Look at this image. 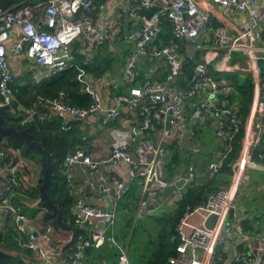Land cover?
Instances as JSON below:
<instances>
[{"label":"built area","instance_id":"1","mask_svg":"<svg viewBox=\"0 0 264 264\" xmlns=\"http://www.w3.org/2000/svg\"><path fill=\"white\" fill-rule=\"evenodd\" d=\"M28 1L20 0L21 5L10 8L0 7V106L17 116L13 69L24 57L29 66L43 68L48 75L76 66L81 90L91 99L87 107H80L69 102L63 90L53 97L39 96L31 107H21L26 121L36 117L44 119L46 111L42 110V105L52 116L61 119V128L65 131L70 128L71 121L84 120L94 114H101L105 124L116 120L122 109L135 116L125 131L112 135V147L105 157L94 158L80 147L64 156L62 171L68 186L74 167L97 173L106 165L123 164L130 167L128 180L141 177L142 191L146 194L141 206L153 202L157 190L169 185L163 177L161 165L169 152V145L176 140V134L185 123L190 106L191 127L210 116L211 131L220 142V149L206 165L208 177L220 174L241 128L239 154L230 165L233 177L248 184L251 170H264V153L258 155L259 160L254 158L257 146L261 143L264 146V0H44L34 4ZM109 1H122L124 12L107 22L90 16L92 12H104ZM213 7H216V14ZM148 10L152 11L150 15L145 13ZM123 14L130 26L124 38L134 46L126 58L123 76L134 85L128 93H118L107 105L102 93L105 75H92L75 64L72 44L87 39L95 47L103 45L119 31ZM162 20L171 28L172 39L168 42L162 34ZM183 41L201 55L189 74L183 71L185 56L180 44ZM139 55L161 62L166 70L165 76L152 79L149 72L142 73L146 76L140 81ZM260 62H263L262 67ZM211 68L218 73L251 75L252 99L243 120L230 79L213 74ZM181 80L190 82L187 88L180 86ZM150 132L159 133L157 141L135 160L131 155L133 143L144 139ZM189 132L195 135L193 128ZM0 158L3 167L0 218L15 222L21 238L25 237L23 245L40 264H82L86 249L99 248L107 242L118 251L116 264H129L127 251L113 232L115 205L125 190V181L113 178V188L102 186L103 192H115L110 210L83 196L77 197L74 224L81 234L77 237L75 249L60 263L53 245V225L48 223L44 230H32L19 205L9 199V194L20 184L19 173L26 165L24 157L19 149L15 150L3 141L0 143ZM97 177L104 180L100 175ZM232 188V183L220 186L204 203L184 214L177 226L180 236L178 253L169 258L170 264H215L217 247L226 243L224 234L231 233L236 226L226 220L228 210L235 206ZM195 214L205 218L215 214V225L212 228L190 225L189 217ZM186 227H189L188 231ZM244 239L247 243L253 242L248 235ZM253 251L254 256L241 253L237 259L242 263H253L259 257L264 264V237L253 242Z\"/></svg>","mask_w":264,"mask_h":264},{"label":"crops","instance_id":"2","mask_svg":"<svg viewBox=\"0 0 264 264\" xmlns=\"http://www.w3.org/2000/svg\"><path fill=\"white\" fill-rule=\"evenodd\" d=\"M37 1L38 0H35L34 2ZM213 10L216 14V7H213ZM122 12H124L122 1H109L107 9L104 12H101L100 14L92 12L90 16L99 21L107 22L113 20L119 13ZM129 28L128 18L123 14L122 26L117 32L118 35L116 33L115 36L109 39L106 43V47H95L87 39H85L83 43L81 41H75L78 44L77 53L79 52V54L83 56L85 62L92 63L95 58H97L105 64V66L102 67L104 71L100 74L105 75L106 78V83L102 87V93L106 97L107 105L112 103V100L118 93H128L130 91V87L134 85V83H129L123 76V67L126 63V58L129 53L134 50L132 42L124 38V35ZM169 32L171 33V28ZM170 33L168 34L169 36H171ZM180 44L182 45L184 56L197 58V56L200 55L198 53L199 51H194V48H191V45L187 41H183ZM138 66L140 71H142L141 73L144 74L149 72L151 77L154 79H160V76L162 78V75L166 73L165 67H163L162 63H158V61L153 59L152 61L148 58L142 59ZM13 75L14 82H18V84L21 83V79L27 80L30 78L34 81V83H36L43 78L51 76L48 75V72L43 68L29 66L24 57L23 59L21 58L20 62L16 63L14 66ZM135 84H138V82ZM13 88V92L18 91L14 85ZM40 107L43 111H46L45 118L40 120L48 119L51 122L53 119H58L52 116L46 108L44 109L43 105ZM19 109L21 110V107ZM191 111L192 107L190 106L187 108L183 127H181L176 134V140L170 144L179 148V159L182 163L171 164L172 153L169 148V152L164 157L161 165L163 177L167 180L169 185L181 177H184L186 182L180 188L172 189L168 185L164 189L157 190L156 196L153 200V203L156 206L154 209L142 212V208L144 206L142 207L140 203L141 199L146 200V194L142 191L141 177L128 180L127 174L130 169L128 165H106L101 167L97 173H89L88 171H83L79 167H74L72 169V181L70 186L67 185V193L71 198V214L73 215L75 202L79 196H83L89 199L92 203L106 208L108 203L104 195L101 193V188L103 185L113 188V178L127 183L121 198H123L125 193L130 188L139 192L140 201L134 214V223H141L143 227L139 229V232L135 235L133 230L134 225L129 228H124L123 225L125 221L123 218L119 217L120 215L117 211L116 222L113 227V232L117 234L127 251L129 262L132 260L136 264H143L140 263V261L152 254L156 245H154L151 234L158 230L157 223L152 220L158 219L157 217L170 214L176 209L178 201L183 198L193 186H196L197 184L200 185L212 179L205 174L206 165L214 158L215 152L220 149V142L216 137H214L211 131L212 122L210 116L207 115V117L191 127L188 116ZM14 117L16 116L14 115ZM134 119V115H132L129 111L122 109L120 116L109 124L103 123L101 114L90 115L84 120H73L70 123L69 129L74 135V147L85 149L94 158L105 157L112 147V135L125 131L129 123H131ZM24 120L25 117L22 122ZM157 126L160 127V124L158 123ZM190 128H193L195 133L194 136L190 134ZM197 130L200 131L199 133H201V138L203 139L198 137ZM158 136V132H150L144 139L135 141L131 151L132 157L135 160H138L140 158V154L146 152L148 147L157 141ZM4 141L9 144L6 139ZM13 148L15 150L19 149L15 147ZM197 156L198 159L195 160L194 158ZM23 157L26 165L19 173L20 184L9 194V199L13 203H16V205H19L21 211L27 216L29 228L35 231L44 230L46 224L48 223H44L41 219L42 211H39L41 205L39 191L37 197L30 194L31 189L37 187L40 179H42L44 163L40 156H34L33 159L25 156ZM208 157L210 158L209 161L205 162ZM1 162L2 158H0V182L3 180V167ZM59 167L61 168L62 177H64L62 162ZM251 172L254 175L251 177L248 184L241 182L239 177H233L232 169L231 172H222L217 175V179L221 181V186H227L232 183L233 188L231 192L235 199V206L234 208L228 210L226 220L234 223L236 226L233 227L231 233L224 234L227 236L226 243L219 245L223 253H226V260L224 264H261V259L259 257H257L256 261L253 263H242V261L237 259L241 253H245V255L251 254L254 256L253 242L257 241L261 237H264V170H251ZM99 175L104 177V180H99L97 177ZM209 194L210 193H208L207 198ZM98 197H100L101 200H98ZM111 199L113 200V196ZM149 203H152V201ZM207 219L208 217L205 218L200 214H195L189 217V223L190 225H200L206 227L205 222ZM188 229L189 227H186V231H188ZM220 231L222 235V227H220ZM0 234V251L7 252L5 248L9 249L6 247L9 246L11 247V253H17L21 257L25 258V260L28 259V256H25L24 251L26 247L23 245V239L25 240V237H23V239L21 238L13 220L0 218ZM245 235H248L253 242L247 243L244 239ZM70 238V231H60L54 227L53 245L57 252V260L60 263H63L67 258L68 254L64 252L65 249L63 250V248L68 243ZM3 243H6L7 245L5 246ZM113 246V244L107 242L102 247L88 250L84 254L82 264H116L118 260V251ZM34 257L36 258L35 255ZM259 259L260 263L257 262Z\"/></svg>","mask_w":264,"mask_h":264},{"label":"trees","instance_id":"3","mask_svg":"<svg viewBox=\"0 0 264 264\" xmlns=\"http://www.w3.org/2000/svg\"><path fill=\"white\" fill-rule=\"evenodd\" d=\"M35 0H29L28 3L34 4ZM38 1H44V0H38ZM20 0H0V7L2 8H10L13 6H19ZM147 15H150L152 13L151 10L145 11ZM162 26L164 27V30L162 34L165 36V40L170 41L172 39L171 36L168 34L170 33V25L167 23V21L162 20ZM120 33V32H119ZM118 35V33H117ZM164 38V37H163ZM99 47H106V43ZM77 43L73 42L72 44V50L74 54V62L80 67H83L87 72H89L92 75H101L104 71L102 68L105 66L103 61L98 60L95 58L94 62H85L83 59V56L77 53ZM98 47V48H99ZM181 49L182 45H181ZM98 50V49H97ZM100 50V49H99ZM183 52V51H182ZM199 58H201V55L191 58L189 56H185L184 63H183V71H185L187 74H189L192 69L195 66V63L199 61ZM211 71L213 74H216L218 76H224L226 78H229L231 81V84L233 85L238 98L239 104H240V113L242 120L246 116L249 104L252 99V90H253V82L252 77L249 73L241 74L238 72H232V73H218L215 72L211 68ZM78 73V70L76 66H72L69 69L55 75H51L50 77L43 78L39 82L34 83L32 79L23 80L21 79V83L18 84V82L13 81L14 87L18 90L17 92H14L16 96L15 101V107L17 109V116L7 118L5 120V124H12L15 125L17 128H26L28 127L30 129V132L32 134V137L34 140L40 141L43 146L51 153V162L54 166V177H53V183L48 189V193L52 201L59 206L61 209L63 219L65 222L74 228L70 231L71 232V238L68 241V243L64 246L63 250L66 252V254H69L75 249L76 240L79 234H81V230L74 224V215L71 214V198L69 197L67 193V183L65 181V177H62L61 168L59 167L61 162L63 161L64 156L70 152L73 151L76 147L75 141H74V135L71 133L70 129L69 131H65L61 128V120L53 119L51 122L48 119L40 120L37 117L33 118L29 121L23 120L25 117V112L20 110V107H30L33 105L36 101H38L39 96L43 97H53L57 95V93L60 90H63L66 93L67 99L72 104H75L80 107H87L91 103V99L89 95L84 93L81 90V83L76 78ZM166 74V73H165ZM162 75V78L165 76ZM146 75L139 76V80L141 81ZM161 78V76H160ZM154 79V78H152ZM182 88H187L190 82L187 80H181L179 83ZM14 89V88H13ZM14 91V90H13ZM22 123H21V122ZM242 136V128L239 129L238 133L236 134L234 140H233V150L231 153L227 156L222 170V172H231L230 165L236 157L239 154L240 150V143L239 140ZM6 141L9 142L10 145H12L15 148H19L21 151V154L25 157L33 159L34 156H39L37 152L31 148L26 147L24 142L22 140L20 141H14L10 138H6ZM170 145L169 148L171 149V157L172 161L171 164L176 163L180 164L182 163L180 161L179 157V148L177 146ZM264 153V146L263 144H259L257 148L254 151V158L256 160H259V154ZM218 177H213L210 179V181H206L202 184H197L196 186H193L192 189L178 201V205L174 211H172L168 215H163L160 217H157L158 219H153L152 221L157 223L158 230L151 234V237L153 238L155 248L152 251V254L149 257L143 258L140 263L143 264H170L169 258L172 256L177 255V246L180 242V236L177 231V225L180 222L181 218L184 216V214L188 211L193 209L194 207L200 205V203H204L205 200H207L208 193H213L217 188L221 186V181L217 179ZM42 182V179H40L39 184L34 189H31L30 194L37 197L39 186ZM214 185V186H213ZM209 194V195H210ZM140 201V195L138 191H134L132 188H130L123 198H120L118 202L115 205V210L119 213V217L124 219V228H129L133 226L134 233L139 232V229L143 227L141 223L135 222L134 223V214L135 211L138 208V204ZM41 205L39 208V211L41 210V219L44 223H51L56 229L60 231H64L59 228V226L56 223L55 216L52 213L51 208L49 205L40 200ZM116 235V238L120 240ZM134 235V236H135ZM1 239V234H0ZM1 242V240H0ZM5 246L6 243H3ZM1 245V243H0ZM9 249L5 250L7 252L0 254V264H40L37 258L34 257L32 252L29 249H25V256L28 258L25 260V258L21 257L19 254H13L11 253V247L6 246ZM115 247V246H113ZM92 248L86 249V252ZM68 256V255H67ZM118 256V254H117ZM226 260V253H223V251L220 249V246L217 247L215 254H214V263L215 264H224ZM139 263V262H138ZM129 264H136L131 260Z\"/></svg>","mask_w":264,"mask_h":264},{"label":"water","instance_id":"4","mask_svg":"<svg viewBox=\"0 0 264 264\" xmlns=\"http://www.w3.org/2000/svg\"><path fill=\"white\" fill-rule=\"evenodd\" d=\"M139 58L142 60L145 59L146 57L143 55H139ZM189 78H191V75L189 76ZM11 117H14V115L5 106H0V143L3 142L6 138H10L14 141L22 140L26 145V147L35 150L37 154H39V156L42 158L44 163L42 182L39 186V198L49 205V207L52 210V213L55 216V220L59 228L65 231H71L74 227L65 222V220L63 219L61 209L57 204H55L52 201L48 193V189L53 183V177H54V166L51 162V153L43 146V144L40 141L33 139L30 129L28 127L17 128L15 125L5 124V120ZM209 159L210 158L208 157L205 162H208ZM185 182L186 179L184 177H181L176 181H174L173 183H170L169 187L172 189L180 188L184 185ZM126 186L127 183H125L124 188ZM101 193L104 195L108 203L106 209L107 210L112 209L113 205H112L111 197L115 196L114 190H111L108 193L102 191ZM155 207L156 206L153 202L148 203L142 208V212L148 211L150 209H154ZM215 220H216L215 214L209 215L208 219L205 222V226L207 228L213 227ZM99 225L103 226V223H99ZM4 252L5 251H0V254ZM257 262L260 263V259Z\"/></svg>","mask_w":264,"mask_h":264},{"label":"rangeland","instance_id":"5","mask_svg":"<svg viewBox=\"0 0 264 264\" xmlns=\"http://www.w3.org/2000/svg\"><path fill=\"white\" fill-rule=\"evenodd\" d=\"M262 40H264V32H263V35H262ZM151 61H152V59H150ZM260 66L262 67L263 66V62H260ZM198 131V130H197ZM200 131H198V137L200 138V139H203V138H201V133H199ZM195 160H197L198 159V156L197 157H195L194 158ZM250 175H251V177L254 175L251 171H250Z\"/></svg>","mask_w":264,"mask_h":264}]
</instances>
